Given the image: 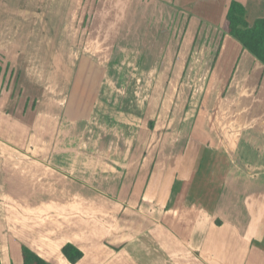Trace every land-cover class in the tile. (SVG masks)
Here are the masks:
<instances>
[{
  "label": "crops",
  "instance_id": "crops-1",
  "mask_svg": "<svg viewBox=\"0 0 264 264\" xmlns=\"http://www.w3.org/2000/svg\"><path fill=\"white\" fill-rule=\"evenodd\" d=\"M231 1L0 0L1 41H32L1 50L0 87L23 81L0 91L1 264H23V247L71 264L68 244L76 264H264V65L222 30ZM237 1L264 18V0ZM105 7L122 15L110 49L95 26ZM29 18L69 40L43 84L33 45L57 36L20 33ZM84 62L105 71L94 98L77 89ZM140 69L175 88L180 123L158 142L152 84L135 110Z\"/></svg>",
  "mask_w": 264,
  "mask_h": 264
},
{
  "label": "rangeland",
  "instance_id": "rangeland-1",
  "mask_svg": "<svg viewBox=\"0 0 264 264\" xmlns=\"http://www.w3.org/2000/svg\"><path fill=\"white\" fill-rule=\"evenodd\" d=\"M186 1V0H184ZM196 1V0H195ZM198 1V0H197ZM103 10H101V14L99 13L100 9H98V13L102 18V22L101 23H97V25L99 27L100 30V34L101 36H105V37H114V39H107L104 40V44L105 46H107V48L110 49V47L112 46V44L115 45L116 42H119L120 40H117V37L119 35V32L122 33L123 30H121V19H122V15H111L110 12L111 10L109 9V7H105L102 8ZM41 10V9H40ZM120 11V9H119ZM255 13V15H259L258 12H253ZM253 17V16H252ZM108 18L111 19L110 22ZM33 18H29V20L27 21V23H22L21 25H19V27L21 28L19 31L20 33L23 32V34L27 31L28 29L31 31V29H36L38 31H40L41 33H44L43 35H47L49 32L53 33V35L57 36V38L55 40H48V39H43L44 37H41L39 40H37L38 44L33 45V47L35 49L39 50V58H40V66L41 68H45L44 65L48 63V54L51 50V48L54 45V48H57L59 45L63 46L64 44H69V40H65L64 38H62V34L63 31H65V27L62 23H40L39 25L31 23ZM61 27V28H60ZM75 27V24H73L71 26V29L68 30L66 29V31L68 30L69 33H73L72 28ZM86 26L83 25V28H85ZM121 30V31H120ZM30 34V33H29ZM29 36V35H28ZM64 37V36H63ZM27 36H25L24 34V38H20V39H9L8 41H1L0 39V62H3L2 59V52L1 50L6 49V46L8 45L9 47H13V48H20V49H26L28 48L29 45L32 41L29 39H26ZM29 38V37H28ZM60 38V39H59ZM26 39V40H24ZM72 42V40H71ZM83 40H73V46H77L79 47V44H82ZM171 42H173V40H171ZM18 43L19 46H18ZM77 44V45H76ZM23 46V48H22ZM22 52H20L21 54ZM151 59V57H150ZM87 61V60H86ZM85 65L83 64V66L81 67V74H80V79L84 78L85 81H87L86 87L84 86V84L80 85L78 82L77 84V89L79 88L83 94L81 95V98L84 97H95V95L93 94L94 91L96 90V86L99 83V81H101L103 78L105 77V71H102V68L87 62H84ZM50 64V60L49 63ZM149 65V64H148ZM147 65V66H148ZM46 68L42 71H40V83H45L47 82L48 79V73L49 71H45ZM58 72L55 73V75H57L58 77ZM157 74V75H156ZM24 75H27L28 78H32L33 76L31 74H27L24 73ZM50 75V74H49ZM54 74L52 73L51 78ZM135 79L140 82V84H137V88L133 89V92H137V102L135 105V110L137 112V115H140L143 111V100L144 98L148 95L149 93V88L147 86H144V81L147 84H152L153 87L151 89V93H152V97L153 98V103L151 104V116L148 117L147 120H145V126H147L148 129H150L152 131V137L153 140L156 138L157 139V134L158 136L162 135V140L167 136L166 133H170L175 130L180 121L175 119L176 116V110H175V105L176 104H172V98L174 96V91L175 88H171L169 87V82L172 80V77L168 76L166 78L163 79H170L167 83L163 80V82L161 83V77L158 73L155 72H147V71H142L141 69L139 71H137V73L134 74ZM17 78H18V82H17ZM20 77L14 76V78L10 77V83L12 81L11 84L7 83V79L5 78L4 83L2 84V87H0V91L2 93L4 92H8V91H12L14 90V93H18L22 88L21 85L23 84V81L21 82L19 80ZM13 79V80H12ZM21 79V78H20ZM61 79V77H60ZM9 82V81H8ZM161 83V84H160ZM13 85H15V87H13ZM165 85V87H164ZM168 86V87H167ZM110 88V87H109ZM90 90H92V92H90ZM110 91H115L117 90L116 88H110ZM90 92V93H88ZM116 93V92H115ZM119 97V100L122 99L123 96V90L120 89L119 94H115ZM162 99V100H161ZM92 100V99H91ZM166 101V103H165ZM164 102V104H163ZM147 105V104H146ZM117 106V104L115 105ZM125 105H123L124 107ZM129 106V105H128ZM136 114V113H135ZM169 117V118H168ZM166 118H168L166 120ZM143 125V123H142ZM176 127V128H175ZM174 128V129H173ZM172 135H170L171 137ZM158 142V139H157Z\"/></svg>",
  "mask_w": 264,
  "mask_h": 264
},
{
  "label": "trees",
  "instance_id": "trees-1",
  "mask_svg": "<svg viewBox=\"0 0 264 264\" xmlns=\"http://www.w3.org/2000/svg\"><path fill=\"white\" fill-rule=\"evenodd\" d=\"M222 30L264 65V18L250 23L245 6L237 0H232ZM1 75L2 67L0 66V78ZM62 252L71 264H76L83 258V253L70 244L66 245ZM22 256L23 264H48L26 247L22 248Z\"/></svg>",
  "mask_w": 264,
  "mask_h": 264
}]
</instances>
